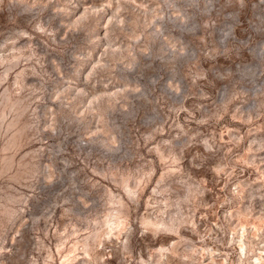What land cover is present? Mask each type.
I'll list each match as a JSON object with an SVG mask.
<instances>
[{
    "label": "rangeland",
    "instance_id": "1",
    "mask_svg": "<svg viewBox=\"0 0 264 264\" xmlns=\"http://www.w3.org/2000/svg\"><path fill=\"white\" fill-rule=\"evenodd\" d=\"M0 264H264V0H0Z\"/></svg>",
    "mask_w": 264,
    "mask_h": 264
},
{
    "label": "bare ground",
    "instance_id": "2",
    "mask_svg": "<svg viewBox=\"0 0 264 264\" xmlns=\"http://www.w3.org/2000/svg\"><path fill=\"white\" fill-rule=\"evenodd\" d=\"M256 261H259V258H257Z\"/></svg>",
    "mask_w": 264,
    "mask_h": 264
}]
</instances>
